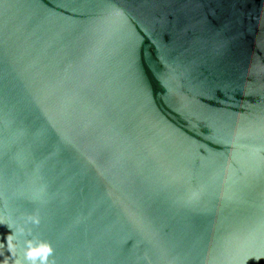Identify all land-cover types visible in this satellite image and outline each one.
I'll return each instance as SVG.
<instances>
[{
	"label": "water",
	"instance_id": "obj_1",
	"mask_svg": "<svg viewBox=\"0 0 264 264\" xmlns=\"http://www.w3.org/2000/svg\"><path fill=\"white\" fill-rule=\"evenodd\" d=\"M0 264H264V0H0Z\"/></svg>",
	"mask_w": 264,
	"mask_h": 264
},
{
	"label": "snow or ice",
	"instance_id": "obj_2",
	"mask_svg": "<svg viewBox=\"0 0 264 264\" xmlns=\"http://www.w3.org/2000/svg\"><path fill=\"white\" fill-rule=\"evenodd\" d=\"M35 255H37V256H38V255H39V253H35Z\"/></svg>",
	"mask_w": 264,
	"mask_h": 264
}]
</instances>
